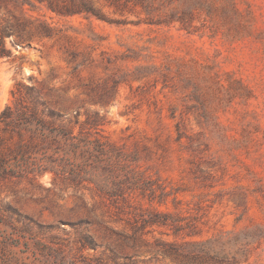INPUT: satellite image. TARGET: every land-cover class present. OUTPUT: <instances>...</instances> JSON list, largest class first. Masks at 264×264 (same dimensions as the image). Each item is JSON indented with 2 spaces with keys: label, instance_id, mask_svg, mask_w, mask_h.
<instances>
[{
  "label": "rangeland",
  "instance_id": "1",
  "mask_svg": "<svg viewBox=\"0 0 264 264\" xmlns=\"http://www.w3.org/2000/svg\"><path fill=\"white\" fill-rule=\"evenodd\" d=\"M28 1L51 31L8 42L0 111L34 85L126 157L116 196L5 180L0 264H264V0Z\"/></svg>",
  "mask_w": 264,
  "mask_h": 264
},
{
  "label": "trees",
  "instance_id": "2",
  "mask_svg": "<svg viewBox=\"0 0 264 264\" xmlns=\"http://www.w3.org/2000/svg\"><path fill=\"white\" fill-rule=\"evenodd\" d=\"M25 4L33 8L28 0H0V58L13 56L10 45L29 46L35 33L51 31L44 20L36 26L26 17ZM49 8L57 10L51 3ZM12 95V103L0 111V185L10 178L36 179L49 172L77 183L92 180L106 195L120 194L119 188L108 186L107 179L114 164L125 160L123 153L99 136L73 134L70 122L63 121L34 85L17 82ZM92 123L98 124L97 119ZM84 155L86 159L76 160ZM86 161L91 163L84 167L89 164L96 175H82L88 174L82 168Z\"/></svg>",
  "mask_w": 264,
  "mask_h": 264
}]
</instances>
